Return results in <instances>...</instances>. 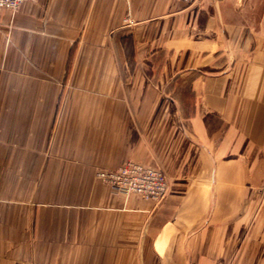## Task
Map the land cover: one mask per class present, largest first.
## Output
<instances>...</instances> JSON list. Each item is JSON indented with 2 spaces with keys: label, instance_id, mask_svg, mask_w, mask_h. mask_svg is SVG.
<instances>
[{
  "label": "crops",
  "instance_id": "0c3cea01",
  "mask_svg": "<svg viewBox=\"0 0 264 264\" xmlns=\"http://www.w3.org/2000/svg\"><path fill=\"white\" fill-rule=\"evenodd\" d=\"M0 264H264V0L2 10Z\"/></svg>",
  "mask_w": 264,
  "mask_h": 264
},
{
  "label": "built area",
  "instance_id": "2783aa9c",
  "mask_svg": "<svg viewBox=\"0 0 264 264\" xmlns=\"http://www.w3.org/2000/svg\"><path fill=\"white\" fill-rule=\"evenodd\" d=\"M26 0H0V12L7 10L14 14ZM185 5L196 0H173ZM95 178L113 192L123 195H138L151 201H160L168 189L167 177L155 167H148L127 161L112 170H98Z\"/></svg>",
  "mask_w": 264,
  "mask_h": 264
}]
</instances>
